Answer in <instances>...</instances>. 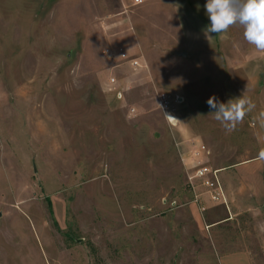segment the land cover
Masks as SVG:
<instances>
[{
	"label": "rangeland",
	"instance_id": "374dc122",
	"mask_svg": "<svg viewBox=\"0 0 264 264\" xmlns=\"http://www.w3.org/2000/svg\"><path fill=\"white\" fill-rule=\"evenodd\" d=\"M205 4L0 0V264H264V54L238 25L209 40ZM213 95L256 108L228 133ZM194 142L226 205L189 180Z\"/></svg>",
	"mask_w": 264,
	"mask_h": 264
},
{
	"label": "clouds",
	"instance_id": "9594fccd",
	"mask_svg": "<svg viewBox=\"0 0 264 264\" xmlns=\"http://www.w3.org/2000/svg\"><path fill=\"white\" fill-rule=\"evenodd\" d=\"M204 7L210 21L205 30L209 40L212 37L208 33L222 35L230 27L238 25L243 28V37L255 52L264 54V0H206ZM206 103L212 109L209 114L228 133L234 131L245 116L256 108L252 99L245 95L231 98L227 102H220L213 95ZM164 115L168 119H175L167 113ZM256 119L260 127L264 128V110L259 112ZM260 156L264 158V150Z\"/></svg>",
	"mask_w": 264,
	"mask_h": 264
},
{
	"label": "built area",
	"instance_id": "2783aa9c",
	"mask_svg": "<svg viewBox=\"0 0 264 264\" xmlns=\"http://www.w3.org/2000/svg\"><path fill=\"white\" fill-rule=\"evenodd\" d=\"M144 2V0H132L133 5H140ZM120 57L125 58L126 55L122 52L119 53ZM131 60V64L135 68H142L145 66L140 60L139 57H134ZM115 82V78L111 77L109 79V84H113ZM156 100L164 113H167L175 118V110L176 105L170 99V97L165 92H159L156 94ZM169 123L174 125L176 119H168ZM191 161V174L188 176L190 181H198L201 188L204 190V194L208 197V200L215 205H226L227 199L225 196V192L223 190V186L221 184L218 173L220 170L213 169L207 166L206 158L209 154V150L202 143H192L191 149L189 150Z\"/></svg>",
	"mask_w": 264,
	"mask_h": 264
}]
</instances>
